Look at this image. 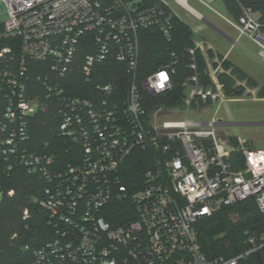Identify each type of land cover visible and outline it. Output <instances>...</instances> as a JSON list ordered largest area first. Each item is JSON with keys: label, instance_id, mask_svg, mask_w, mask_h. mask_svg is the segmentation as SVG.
<instances>
[{"label": "built area", "instance_id": "obj_1", "mask_svg": "<svg viewBox=\"0 0 264 264\" xmlns=\"http://www.w3.org/2000/svg\"><path fill=\"white\" fill-rule=\"evenodd\" d=\"M160 2L167 5L165 0ZM240 24L242 34L250 33L263 45L258 20L247 13ZM149 27H158L170 36V16L159 4H145L144 0H0V96L7 102L6 119L18 123L12 135L24 136V119L38 108V100L27 94L29 61L50 62L52 71L62 76L83 37L93 33V52L85 58L87 81L96 64L107 58L133 70L139 56V34ZM197 49L205 58L212 84L201 83L192 63L195 74L184 84L190 94L183 105L189 109L226 99L220 77L233 71L224 67L226 57L211 60L205 46L197 42L188 52L194 57ZM170 71L162 69L147 77L142 82L144 91L154 97L170 90ZM39 82L49 91L58 89L50 84L49 76H39ZM95 86L99 94L113 89L103 80ZM234 88H242L243 97L249 94L246 80L237 81ZM62 93L59 90L58 97ZM107 103L104 100L102 110L96 111L93 105L99 103L88 98L63 102L62 131L83 142L85 156L77 166L59 172L53 188L46 191L44 207L59 223L54 226L56 240L39 251L37 264H121L128 259L139 264H237L248 255L208 261L195 225L220 208L249 198L256 200L264 218V151L218 138L220 122L186 119L161 123L172 111L162 109L147 117L135 84L122 109L117 111L114 105L108 111ZM206 142L211 143L207 148ZM139 148H159L162 153L145 173L141 188L132 190L122 183L118 172ZM234 153L242 155L244 169L233 170L229 158ZM41 162L35 157V163ZM114 197L131 203L126 224L112 225L105 219ZM61 224L72 227L70 236L59 228ZM246 236L251 246L264 245V233L257 247V237L249 232Z\"/></svg>", "mask_w": 264, "mask_h": 264}, {"label": "trees", "instance_id": "obj_2", "mask_svg": "<svg viewBox=\"0 0 264 264\" xmlns=\"http://www.w3.org/2000/svg\"><path fill=\"white\" fill-rule=\"evenodd\" d=\"M144 3L159 4L165 14L170 16V36H165L158 27L141 30L135 69L129 70L126 64L107 58L96 64L91 80L87 81L84 76L85 58L93 52V33L83 37L68 71L62 76L52 71L50 62L29 61L27 94L32 100H38V108L35 114L24 119L23 137L12 135L18 123L6 119L7 102L0 96V264H37L39 251L56 240L54 226L59 222L51 219L44 207L48 198L46 191L53 188L59 172H65L69 166H77L85 156L83 142L69 138L62 131L65 100L88 98L99 103L93 105L96 111L102 110L101 104L105 100L108 101V111L114 105L118 111L117 108L122 109L126 103L130 89L135 84L145 115L149 117L161 109L174 110L183 106L186 98L184 84L195 74L190 69L192 63L196 64L201 83L204 86L212 84L200 50L197 49L194 57L188 52L195 48L190 25L177 18L160 0H144ZM224 3L229 16L239 22L249 10L256 14L261 31L264 32V0H224ZM207 56L211 60L215 59L211 49H207ZM224 67L233 68L232 75L220 77L226 97H242L243 89L234 88L238 80H246L247 85L256 88L252 79L228 62L224 63ZM162 69L171 70L172 88L152 97L144 91L142 82ZM39 76H49L50 84L58 89L49 91L45 83L39 82ZM99 80L110 82L112 91L99 94L95 88ZM59 90H63L60 97ZM9 141L11 144H8ZM210 145V142L204 144L206 148ZM161 153L159 148L133 151L118 172L122 183L132 190L141 188L145 173L153 169L154 161ZM35 157L41 158V164L35 163ZM47 159L51 160V164H47ZM229 162L235 171L244 169V160L239 153L232 154ZM130 204L124 198L117 201L114 197L108 213L104 215L105 219L112 225L126 224L131 217ZM232 211L238 214L236 221L231 218ZM59 228L67 236L72 234V227L67 224H61ZM195 229L201 250L208 261L229 260L248 253L237 264H264V245L255 248L249 244L246 236V232L255 235L257 247L264 233V218L254 198L220 208L212 216L199 220ZM121 264L139 263L128 259L121 261Z\"/></svg>", "mask_w": 264, "mask_h": 264}, {"label": "rangeland", "instance_id": "obj_3", "mask_svg": "<svg viewBox=\"0 0 264 264\" xmlns=\"http://www.w3.org/2000/svg\"><path fill=\"white\" fill-rule=\"evenodd\" d=\"M165 2L177 18L192 25L194 40L199 46L211 49L218 61L226 57L232 67L256 83V88L247 85L248 95L238 99L226 97L213 105H197L191 109L183 105L164 115L161 123L186 119L200 123L220 122L216 128L218 138L235 145L242 142L246 148L264 151L263 45L252 39L250 33L242 34L244 26L229 16L224 0ZM194 11L201 18H196ZM247 13L257 21L256 14L250 10ZM185 94L188 98L190 89H186ZM230 215L232 220L238 219L235 211L230 212Z\"/></svg>", "mask_w": 264, "mask_h": 264}, {"label": "crops", "instance_id": "obj_4", "mask_svg": "<svg viewBox=\"0 0 264 264\" xmlns=\"http://www.w3.org/2000/svg\"><path fill=\"white\" fill-rule=\"evenodd\" d=\"M185 1V0H184ZM194 14H195V16H196V18H201V16L198 14V13H196L195 11H194ZM203 21L204 22H206L204 19H203ZM188 25H190V24H188ZM190 27L192 28V30H193V27H192V25H190ZM263 45H264V43H263Z\"/></svg>", "mask_w": 264, "mask_h": 264}, {"label": "flooded vegetation", "instance_id": "obj_5", "mask_svg": "<svg viewBox=\"0 0 264 264\" xmlns=\"http://www.w3.org/2000/svg\"><path fill=\"white\" fill-rule=\"evenodd\" d=\"M260 31H261V25H260Z\"/></svg>", "mask_w": 264, "mask_h": 264}]
</instances>
